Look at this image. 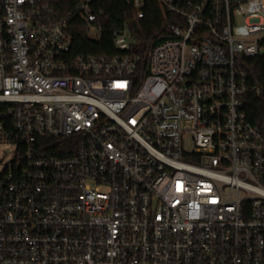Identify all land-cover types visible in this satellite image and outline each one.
Returning a JSON list of instances; mask_svg holds the SVG:
<instances>
[{
	"label": "built area",
	"instance_id": "obj_1",
	"mask_svg": "<svg viewBox=\"0 0 264 264\" xmlns=\"http://www.w3.org/2000/svg\"><path fill=\"white\" fill-rule=\"evenodd\" d=\"M96 1L0 0V264H264V0H156L146 64L75 54Z\"/></svg>",
	"mask_w": 264,
	"mask_h": 264
},
{
	"label": "trees",
	"instance_id": "obj_2",
	"mask_svg": "<svg viewBox=\"0 0 264 264\" xmlns=\"http://www.w3.org/2000/svg\"><path fill=\"white\" fill-rule=\"evenodd\" d=\"M145 17L138 19L136 10L125 0H97L95 21L79 18L73 24L75 54L114 56L130 53L148 61L153 46L170 37V25L175 17L164 11L156 0H146ZM127 29L132 38L128 50H120L115 43V32ZM96 31L92 36L91 31ZM246 70L252 77L264 81V56L247 59ZM250 112L255 124L264 121V96H255ZM57 153V149L47 150Z\"/></svg>",
	"mask_w": 264,
	"mask_h": 264
},
{
	"label": "rangeland",
	"instance_id": "obj_3",
	"mask_svg": "<svg viewBox=\"0 0 264 264\" xmlns=\"http://www.w3.org/2000/svg\"><path fill=\"white\" fill-rule=\"evenodd\" d=\"M12 148L5 144L0 143V172L3 171L6 163L11 159Z\"/></svg>",
	"mask_w": 264,
	"mask_h": 264
}]
</instances>
